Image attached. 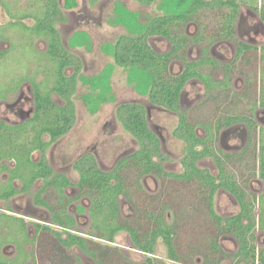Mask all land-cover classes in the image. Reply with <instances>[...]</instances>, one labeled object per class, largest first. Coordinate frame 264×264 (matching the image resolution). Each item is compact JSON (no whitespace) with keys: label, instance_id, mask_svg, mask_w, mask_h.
<instances>
[{"label":"rangeland","instance_id":"1","mask_svg":"<svg viewBox=\"0 0 264 264\" xmlns=\"http://www.w3.org/2000/svg\"><path fill=\"white\" fill-rule=\"evenodd\" d=\"M172 1L159 0L151 6H143L137 0H99L94 4L90 0H60L66 22L57 23L56 27L63 45L81 60L83 68L74 99L76 124L69 134L47 150V158L55 174H62L78 183L80 177L74 165L83 155L94 154L101 169L113 172L122 160L138 150V144L116 117V109L125 103L143 105L148 109L149 126L161 138L162 153L167 159L165 170L171 174L183 172L181 160L185 156L186 145L174 136L180 122L179 115L152 105L142 78L132 69L118 67L113 58V46L121 36L137 34L154 17L175 12L173 6H166ZM245 1L254 6L242 3L233 40L221 34V25L218 24L224 15L230 13L228 8L200 12L198 22L191 21L185 25L181 31L188 38L202 33L207 40L198 44L189 42L186 57L173 58L171 72L181 74L186 61H199L203 48H208L209 57L217 64L215 67L204 66L200 72L209 74L221 85L209 91L200 80L189 81L181 98L182 112H187L191 123L202 125L232 116L242 118L233 127L221 130L214 147L231 156L228 168L249 194L259 196L264 193V182L257 175L259 135L260 129L264 128V108L259 106L264 74V23L259 8L264 5V0ZM9 3L25 7L26 0H9ZM12 22L0 5V96H3L0 98V120L18 125L33 117V84H39L48 91L52 84V67L44 56L48 40L32 33L29 27L34 25L33 21L25 20L19 25H11ZM150 43L157 53H168L173 48L172 42L163 37L151 39ZM243 44L250 50L239 54ZM72 73L70 70L69 74ZM229 81L230 86L226 89L224 82ZM53 97L58 104H63L60 98ZM247 119L251 121L253 130ZM197 131L200 136L205 135L202 128ZM45 141L49 142L50 137L46 136ZM32 159L38 162L41 153L35 152ZM1 164L15 167L13 161L2 160ZM198 165L213 175L219 173L211 158L200 161ZM126 173L129 196L120 200L123 221L144 231L149 228L147 214L164 213L175 229L180 262L169 258L163 240L158 241L155 254L149 256L136 249L128 232L118 234L114 243L98 238L89 213L82 216L78 213L79 205L88 210L89 199L84 197L69 207L66 205V199L71 200L80 194L79 188L73 186L65 190V198H60L55 189H48L43 200L55 211L65 206L68 208V213L77 222L76 229L71 232L88 240V249L96 259L80 247L63 248L53 233L36 227L44 221L54 222L52 212L36 203V194L45 186L43 180L36 181L28 193L0 201V240L9 237L11 242L1 249L3 258L22 264H144L148 258H153L154 264H208L206 257L214 254L218 259L211 264H252L250 260L240 262L234 257L239 244L233 236L216 233L197 185L160 177L141 178L138 185L136 170L127 168ZM9 178L8 172L0 175V189ZM14 186L20 189L22 182L17 180ZM215 209L224 218L240 212L237 198L223 190L216 196ZM256 211L259 212L258 209ZM17 217L25 220L27 236L31 240L23 246L24 252L28 253L27 259L15 245L21 244L23 239L19 228L22 223ZM52 226L60 230L58 226ZM215 240L227 257L222 258L212 246ZM255 244L258 250L264 248V231L256 233Z\"/></svg>","mask_w":264,"mask_h":264},{"label":"trees","instance_id":"2","mask_svg":"<svg viewBox=\"0 0 264 264\" xmlns=\"http://www.w3.org/2000/svg\"><path fill=\"white\" fill-rule=\"evenodd\" d=\"M138 1L143 5H152L158 0ZM169 4L170 7L177 8L175 12L153 18L137 34L121 36L113 46V58L118 67L132 69L142 78L148 88V98L152 105L179 115L180 122L174 131V136L186 145V153L182 159L184 172L175 175L164 170L165 158L161 152V142L149 126L148 109L143 105L125 103L116 109V117L125 131L138 142L139 150L122 160L113 172L103 171L94 154L83 155L74 165L80 180L78 184H73L64 175L55 174L47 158L48 148L69 134L77 121L74 99L83 66L81 60L63 45L61 34L56 27L57 23L66 22V16L61 10L59 0H26L25 7L11 5L9 0H0V5L13 20L11 25L32 20L34 25L29 27L32 33L48 40V50L44 56L52 67L50 75L52 84L48 91L43 90L39 84H33L35 102L33 117L18 125H9L0 120V175L3 172L10 174L8 183L0 189V200L9 201L19 194L28 193L36 181H45V186L36 194V203L52 212L54 219L52 224L62 228L63 231L41 224H37L38 230L53 233L63 248L71 250L73 247H80L96 259V255L88 249V240L71 233L76 229L77 222L74 216L68 213V208L65 206L55 211L43 200L48 189H55L60 198H65V190L77 186L80 189L79 196L73 200L66 199V205L69 207L74 200L84 197L89 199L88 213L94 229L98 231V238L114 243L118 234L128 232L136 249L149 256L155 254L157 242L162 238L169 258L180 262L175 244V229L168 223L164 213L147 214L150 220L149 228L147 227L148 229L144 231L137 226L127 224L122 219L120 200L121 197L129 196L126 169L134 168L137 172L138 185L141 178L148 175L197 185L209 218L215 225L216 233L219 236L231 235L238 241L239 250L234 257H237L240 262L250 260L252 264H264V248L258 250L255 244L256 233L264 231V193L259 196L249 194L242 187L237 176L228 168L227 163L232 160L231 156L214 147V142L221 130L241 122L242 118L232 116L218 120L214 124L202 125L191 123L187 112H182L181 98L189 81L198 79L209 91L220 87V82L216 83L209 74L200 72L202 67H215L217 63L209 57L208 48H203L202 59L196 62L186 61L185 69L179 75L171 72L173 58L184 59L189 42L198 44L207 40L202 33L190 39L181 31L190 21L198 22L200 12L220 8L230 9V13L224 15L218 24L221 25L220 30L223 36L226 34V38L230 40L235 38L238 0H191L189 7L181 11L176 0ZM259 12L264 22V5L259 8ZM152 37H163L171 41L172 50L168 53H157L149 43ZM246 50H250V47L242 45L239 54ZM70 70L73 71L72 74H69ZM262 78L259 106L264 108V74ZM229 86L230 81L224 82L226 89ZM54 95L60 98L63 104H58ZM2 97L1 95L0 98ZM247 123L253 130L251 121L247 119ZM198 128L204 130V136L198 134ZM46 136L50 137L49 142L45 141ZM35 152L41 153V159L38 162L32 159ZM207 158L215 161L219 169L218 175H213L209 170L198 165L200 161ZM2 160L13 161L15 167L8 168L1 164ZM257 175L264 182V128L260 129L259 135ZM17 180L22 182L20 189L14 186ZM221 190L237 198L240 206V212L237 215L224 218L217 213L215 199ZM85 212L84 206L78 207L79 214ZM3 216L10 217L9 214H3ZM17 220L22 223L19 228L23 239L21 244L15 245L20 254H23V258L27 259L28 253L24 252L23 246L31 240L27 236L25 220L19 217ZM64 234L68 236L64 238ZM6 244H11L9 237L0 240V252ZM212 246L222 258L227 257L219 248L217 240L213 241ZM216 256L214 254L207 256V263L211 264L217 260ZM0 264L22 263L7 261L0 253ZM144 264H154L153 258H148Z\"/></svg>","mask_w":264,"mask_h":264},{"label":"flooded vegetation","instance_id":"3","mask_svg":"<svg viewBox=\"0 0 264 264\" xmlns=\"http://www.w3.org/2000/svg\"><path fill=\"white\" fill-rule=\"evenodd\" d=\"M99 0H90V2L92 3V4H94V3H96V2H98ZM138 1V0H137ZM159 1V0H158ZM158 1H156L155 3H157ZM207 1H212V0H207ZM243 1H245V0H243ZM243 1H240V0H238V3H239V8L241 7V5H243L242 3H244ZM59 2H60V0H59ZM139 2V1H138ZM176 2H177V4H179L180 6H179V10L181 11V10H184V9H187L188 7H189V5L191 4V0H176ZM246 2V4H247V1H245ZM140 3V2H139ZM155 3H153V4H155ZM141 4V3H140ZM152 4V5H153ZM141 5H143V4H141ZM61 6V5H60ZM143 6H151V5H143ZM165 6V5H164ZM167 6V8H170V4H167L166 5ZM165 6V7H166ZM177 9V8H176ZM239 11H238V15H237V19H238V16H239ZM165 15H167V14H165ZM156 17H161V16H156ZM155 18V17H154ZM261 18H262V16H261ZM237 19H236V24H237ZM262 20V19H261ZM263 21V20H262ZM150 22V21H149ZM191 23V21L188 23V24H190ZM264 23V22H263ZM236 24H235V31H236ZM236 35V34H235ZM224 37H226V35H224ZM154 38H158V37H152V38H150L149 39V43H150V41H151V39H154ZM160 38V37H159ZM162 38V37H161ZM236 38V37H235ZM117 42V41H116ZM116 44V43H115ZM114 44V45H115ZM150 45H151V43H150ZM243 45H245V44H243ZM151 47L153 48V46L151 45ZM154 49V48H153ZM155 50V49H154ZM160 54H162V53H160ZM18 104V103H17ZM162 108V107H161ZM164 109V108H163ZM166 110V109H165ZM5 122V121H4ZM22 123H24V122H22ZM22 123H20V124H22ZM7 124H9V123H7ZM236 125V124H235ZM234 126V125H233ZM233 126H231V127H233ZM230 128V127H229ZM157 135V134H156ZM158 136V135H157ZM158 138L160 139V142H161V138L158 136ZM134 139V138H133ZM135 140V139H134ZM136 141V140H135ZM181 141V140H180ZM136 143L138 144V142L136 141ZM161 147H162V143H161ZM139 148H140V146H139V144H138V150H139ZM137 150V151H138ZM136 151V152H137ZM135 152V153H136ZM161 152H162V149H161ZM163 154V153H162ZM133 155V154H132ZM164 156V155H163ZM164 158H165V161H164V163H163V168H164V164L166 163V161H167V159H166V157L164 156ZM183 159V158H182ZM181 164H182V160H181ZM183 167V166H182ZM103 170V169H102ZM164 170H165V168H164ZM104 171V170H103ZM166 171V170H165ZM167 172V171H166ZM183 172H184V169H183ZM182 172V173H183ZM168 173V172H167ZM182 173H180V174H182ZM169 174H171V173H169ZM62 175V174H61ZM175 175H178V174H175ZM66 177V176H65ZM79 177H80V175H79ZM146 177H155V178H157V176H155V175H148V176H146ZM67 178V177H66ZM68 179V178H67ZM80 180V179H79ZM72 182V181H71ZM73 183V182H72ZM73 184H78V183H73ZM73 187H77V186H73ZM80 190V189H79ZM222 191V190H221ZM224 191V190H223ZM227 192V191H226ZM230 194V193H229ZM79 196V195H78ZM78 196H76V197H78ZM75 197V198H76ZM75 198H73V199H75ZM72 199V200H73ZM83 199V198H82ZM81 199H79V200H74L72 203H74V202H79ZM0 201H2V200H0ZM71 203V204H72ZM70 204V205H71ZM79 206H84V205H79ZM78 206V207H79ZM85 207V206H84ZM85 209H86V207H85ZM89 209V208H88ZM86 212H88V210L86 209ZM85 213H83V214H80V216H82V215H84ZM75 218V217H74ZM41 225H44V226H51L52 227V229H54L53 228V224L52 223H50V222H48V221H44V224H41ZM37 227V226H36ZM59 229L60 230H57V231H63V229L62 228H60L59 227ZM55 230V229H54ZM72 233V232H71ZM73 234V233H72ZM73 235H75V234H73ZM67 236H68V234H67ZM78 236V235H77ZM82 237V236H81ZM159 240H162V238H160ZM158 240V241H159ZM158 243V242H157ZM153 256V255H152Z\"/></svg>","mask_w":264,"mask_h":264}]
</instances>
